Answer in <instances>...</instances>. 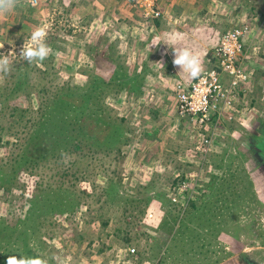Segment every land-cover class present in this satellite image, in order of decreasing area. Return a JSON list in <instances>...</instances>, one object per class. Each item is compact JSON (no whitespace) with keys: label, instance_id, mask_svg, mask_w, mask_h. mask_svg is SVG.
<instances>
[{"label":"rangeland","instance_id":"obj_1","mask_svg":"<svg viewBox=\"0 0 264 264\" xmlns=\"http://www.w3.org/2000/svg\"><path fill=\"white\" fill-rule=\"evenodd\" d=\"M160 8L147 25L122 0H22L0 16V53L41 27L52 50L0 74V264H264V0ZM243 25L250 80L202 131L177 116L189 82L172 49L150 45L181 40L208 68Z\"/></svg>","mask_w":264,"mask_h":264},{"label":"built area","instance_id":"obj_2","mask_svg":"<svg viewBox=\"0 0 264 264\" xmlns=\"http://www.w3.org/2000/svg\"><path fill=\"white\" fill-rule=\"evenodd\" d=\"M37 0H29L34 5ZM128 8L136 9L143 23H153L162 17L161 0H122ZM248 26L243 25L225 31L211 53L212 65L203 75L188 84H176V113L192 125L204 131L208 125L216 124L226 113H230L239 89L244 88L249 74L240 67V55ZM233 109V108H232ZM229 117H232L231 114ZM212 123V124H211ZM203 139V144H208Z\"/></svg>","mask_w":264,"mask_h":264},{"label":"clouds","instance_id":"obj_3","mask_svg":"<svg viewBox=\"0 0 264 264\" xmlns=\"http://www.w3.org/2000/svg\"><path fill=\"white\" fill-rule=\"evenodd\" d=\"M21 3L22 0H0V16L14 11ZM160 43H165L172 49L174 57L172 63L179 69L178 74H182L185 81L190 82L203 75L204 61L198 52L185 45L181 40H157L150 47ZM3 47L4 44H0V49ZM51 51L47 43V30L43 27L36 28L30 34L29 41L23 44L18 55L14 50L8 51L7 54L0 53V74H10L17 59L28 64L43 63L49 58ZM159 64L163 68V64ZM6 264H49V259L43 256H19L18 258L16 255H10L7 257Z\"/></svg>","mask_w":264,"mask_h":264},{"label":"trees","instance_id":"obj_4","mask_svg":"<svg viewBox=\"0 0 264 264\" xmlns=\"http://www.w3.org/2000/svg\"><path fill=\"white\" fill-rule=\"evenodd\" d=\"M158 20L156 21V24H157ZM247 36V35H246ZM211 56V55H210ZM212 61V60H211Z\"/></svg>","mask_w":264,"mask_h":264}]
</instances>
